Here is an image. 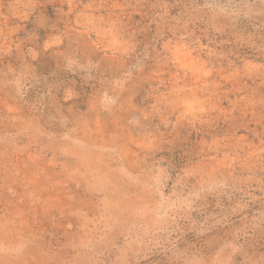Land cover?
I'll return each instance as SVG.
<instances>
[{"label":"rangeland","instance_id":"rangeland-1","mask_svg":"<svg viewBox=\"0 0 264 264\" xmlns=\"http://www.w3.org/2000/svg\"><path fill=\"white\" fill-rule=\"evenodd\" d=\"M0 264H264V0H0Z\"/></svg>","mask_w":264,"mask_h":264}]
</instances>
